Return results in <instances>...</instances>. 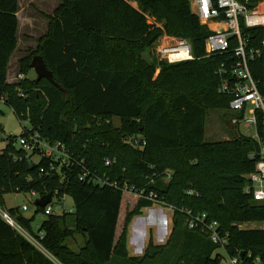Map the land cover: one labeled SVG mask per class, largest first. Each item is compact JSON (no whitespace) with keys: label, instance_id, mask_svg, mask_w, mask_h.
<instances>
[{"label":"trees","instance_id":"1","mask_svg":"<svg viewBox=\"0 0 264 264\" xmlns=\"http://www.w3.org/2000/svg\"><path fill=\"white\" fill-rule=\"evenodd\" d=\"M130 1L138 10L125 0H58L52 14H42L47 34L18 61L17 73L25 79L8 84V66L18 44L19 7L18 0H0V100L19 122H28L21 137L37 132L49 143L59 142L84 159L89 170L118 184L100 187L88 178L80 181L79 166L47 175V159L28 170L26 163L35 155L17 148L16 137L9 136L0 151V208L8 194L34 193L41 198L57 192L58 199L72 198L74 211L45 216L35 231V216L44 215L45 209L36 207L31 218L20 207L3 209L39 240L55 263L0 216V264H217L218 258L211 256L218 247L201 231L188 230L185 211L216 221L229 234L230 254L251 252L264 260V232L233 227L264 221V208L244 192L247 175L258 161L259 143L231 132L230 119L226 128L231 139H204L208 110H226L238 117L229 110L231 97L218 92L236 62L235 38H230L228 50L207 55L205 40L211 32L199 23L190 0ZM146 16L161 28L150 25ZM163 31L186 40L193 60L161 61L154 80L157 64L144 62L142 54L152 50ZM241 35L246 50L257 52L249 70L264 97V27L242 24ZM34 56L42 57L60 88L31 77ZM257 129L264 143L262 113ZM106 159L114 164L105 167ZM125 184L134 192L155 194L173 210L166 243L155 244L150 231L139 257L128 254V228L155 202L132 199L133 207L118 230ZM77 236L82 245L74 251L66 241Z\"/></svg>","mask_w":264,"mask_h":264},{"label":"built area","instance_id":"2","mask_svg":"<svg viewBox=\"0 0 264 264\" xmlns=\"http://www.w3.org/2000/svg\"><path fill=\"white\" fill-rule=\"evenodd\" d=\"M125 1L138 10L135 2ZM190 5L199 23L206 26L211 32L205 40V53L207 55L228 50L230 38H235L237 42L236 48L233 50L236 62L231 71V77L222 81L218 87V92L231 97L229 110L238 115V117L232 118L231 123L234 126L253 129L252 138L259 143L258 161L255 164L254 172L247 175L248 185L244 188V192L250 195L255 203L264 208V143L260 141L257 129L258 113H262L264 117V97L260 94L249 70V62L257 52L246 50V44L241 35L242 24L248 28L264 27V0H217L216 3H213L212 0H190ZM146 18L153 25L161 28L154 19L149 16ZM152 52L158 61L169 64L193 60L188 42L182 38L168 35L164 31L154 43ZM24 79L25 76L21 73H17L14 77L16 82ZM0 101L3 102V99ZM20 147L28 155H35L33 157L37 158V163L40 159L49 160L50 172L47 175L51 172L58 174L62 168L71 171L75 166H79L81 168L80 181H85L88 178V182L94 185L118 188L117 182L111 181L107 177H99L96 171L89 170L85 160L76 157L65 145L59 142L49 143L43 140L37 132L25 133L21 137ZM250 158L254 159V156H250ZM30 161L33 163L32 159ZM113 164L114 161L104 160L105 167H111ZM40 173L44 174L43 169L40 170ZM169 175L170 173L166 172V176L169 177ZM63 180L64 177L62 176L61 181ZM121 190L122 192H129L134 200L144 198L155 202V204L164 205L153 193L146 195L144 192H134L126 184L122 186ZM188 194L196 195L193 191H188ZM56 196L57 192L52 196L50 204L44 208V216L55 213L51 206L54 198L61 201L65 197L58 199ZM21 210H26V207L23 206ZM0 216L30 244L55 263V260L44 250L39 240L21 228L6 210L0 208ZM185 216V225L188 230L201 231L213 245L224 249L230 264H264L261 256H255L251 252L237 250L230 254L228 252L230 247L229 234L224 232L216 221L208 219L206 214H193L191 211H185ZM233 227L238 231L264 232V221L233 224Z\"/></svg>","mask_w":264,"mask_h":264},{"label":"rangeland","instance_id":"3","mask_svg":"<svg viewBox=\"0 0 264 264\" xmlns=\"http://www.w3.org/2000/svg\"><path fill=\"white\" fill-rule=\"evenodd\" d=\"M20 10L23 9L22 16L31 14V17L37 19L41 18L42 14L49 15L52 13L55 6L58 5V0H19ZM43 17V16H42ZM150 25L153 23L149 22ZM161 26V25H160ZM39 28L38 25H36ZM21 37V36H20ZM20 46L19 49L26 48L27 43L20 38ZM29 44V42H28ZM153 49V48H152ZM20 51V50H19ZM150 53L151 63L153 61L156 62V72L154 73L153 79L155 80L159 74V66L158 61L153 55L152 50L146 51ZM20 53V52H19ZM17 54L14 58L18 57ZM145 53V52H144ZM150 63V64H151ZM15 61L11 60L9 73L10 79H14L15 77ZM31 77L35 75V72L32 71L30 73ZM226 110H208L206 114V122H205V136L204 139L206 142L213 143L218 141H225L231 139L232 133H229L226 128V124L229 123L230 119V131L235 132V134H242L248 137H252L254 135L253 129H246L244 127L234 126L231 123L232 117L227 114ZM113 124L116 126L118 124L117 120H114ZM28 122H19L13 112L5 105L2 101H0V151H2L7 143L8 137L13 136L16 137L15 146L19 148L21 146V134L23 133V129H28ZM32 161L34 164L37 163V158L33 157ZM130 188V187H129ZM123 208H122V216H120L118 222V230H122L123 220L125 218V214L127 211H131L133 207L132 196L129 192H123ZM40 198L39 195L36 194H8L4 196V206L2 209H10L14 207H20L22 209L23 206L26 207V210H21L23 215L26 218H31L35 214L36 206L35 202ZM134 200V199H133ZM53 211L56 214H62L63 212L72 213L74 211V202L71 197L65 196L63 200L58 201L56 198L53 199V203L51 204ZM170 207H166L164 205L154 204L153 209L143 212L144 214L140 218H134L132 221L131 237H129V251L131 254H138L139 248L145 249L147 246V240L149 238L150 231L152 232L154 241L160 245L165 244L169 234H167L168 226L171 224V212L173 211ZM159 209V210H158ZM45 216L42 213H39L35 216V220L33 223L34 230L37 231V225H39ZM139 223L141 225H139ZM149 227V229H147ZM151 228V229H150ZM143 237L142 239H138L136 232ZM142 240L141 244L140 241ZM66 245L76 251L80 245H82V238L77 236L73 241L72 239H68L66 241ZM139 249V250H138ZM144 254V252H143ZM140 255V256H143ZM219 259L217 264H230L229 257L226 251L222 248L216 249L212 256L211 260Z\"/></svg>","mask_w":264,"mask_h":264},{"label":"crops","instance_id":"4","mask_svg":"<svg viewBox=\"0 0 264 264\" xmlns=\"http://www.w3.org/2000/svg\"><path fill=\"white\" fill-rule=\"evenodd\" d=\"M18 7H20L19 0H18ZM56 7L57 6L54 7L53 11L55 10ZM53 11H52V13H53ZM22 13H23V9L20 10V8H19L18 13H17V18H18L17 41H18V44H17L16 51L13 53V55H12V57L10 59V62H11V60H14L15 63H16L15 64L16 65V67H15L16 74H17V71H18V61H19V59H21L26 54V51L28 49L35 48L37 40H39L41 37L45 36L47 34V31H48V22H47V20L44 17L41 16V18H39V20L41 22H39L38 18L35 19V18L31 17V14L28 13V15L22 16ZM36 25H38L39 28H37ZM20 38L23 39L27 43V47L26 48L19 49L20 41H21ZM28 42H29V44H28ZM18 53L20 55H18V57L14 58V56L17 55ZM10 62H9L8 72H7V83L8 84L16 83V81L14 79L13 80L10 79V73H9ZM151 209H153V207H151L149 209H144L142 211V214L140 216H138V217H135V218H140L144 214L143 212H145V211L148 212V210H151ZM171 219H172V212H171ZM139 225H141V224L139 223ZM131 228H132V222L130 223L129 228H128V237H127L128 254L130 256L139 257L140 255L143 254L145 249L139 248V249H142V250L138 249L139 252L136 255L131 254L130 251H129L130 249H129L128 239H129V237H131V234H132L131 230L133 231V229H131ZM147 229H149V227ZM168 229H170V231H171L172 223L168 226ZM167 234H170L169 230H168ZM135 235H137V238L139 240L142 239L141 237H143V236H141L139 234L138 231L135 233ZM141 242H142V240L140 241V244H141ZM155 244H157V243L155 242ZM160 245H162V244H160Z\"/></svg>","mask_w":264,"mask_h":264},{"label":"water","instance_id":"5","mask_svg":"<svg viewBox=\"0 0 264 264\" xmlns=\"http://www.w3.org/2000/svg\"><path fill=\"white\" fill-rule=\"evenodd\" d=\"M142 60L148 64L151 63V59H150V53L149 52H145L142 54ZM30 68L35 72L36 75V82H39L42 79H46L47 81H49L52 85H54L57 88H60L58 86V84H56L53 80V76L52 73L50 71H48L47 67L45 66V63L42 59L41 56H34L32 58V61L30 63ZM62 92L65 94V91L62 90ZM28 170H32L33 165L30 161H27L26 163ZM52 200V195L48 194L46 196H43L41 198H39L36 202H35V206L38 208H42L44 209L48 204H50Z\"/></svg>","mask_w":264,"mask_h":264}]
</instances>
